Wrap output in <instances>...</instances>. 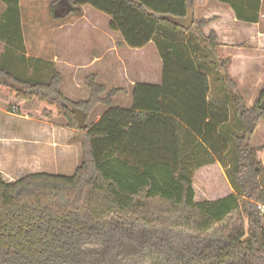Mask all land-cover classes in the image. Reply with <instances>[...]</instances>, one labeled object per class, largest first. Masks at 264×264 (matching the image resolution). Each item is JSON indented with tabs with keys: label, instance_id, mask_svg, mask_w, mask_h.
I'll list each match as a JSON object with an SVG mask.
<instances>
[{
	"label": "trees",
	"instance_id": "trees-1",
	"mask_svg": "<svg viewBox=\"0 0 264 264\" xmlns=\"http://www.w3.org/2000/svg\"><path fill=\"white\" fill-rule=\"evenodd\" d=\"M0 1V96L18 107L36 99L44 118L68 120L82 146L72 175L33 172L7 181L0 172V264H91L93 256L118 257L128 245L150 264H264V163L251 144L264 120V88L250 107L236 93L217 33L205 34L209 21L196 18L195 0H68L62 17L54 15L61 0L51 3L52 16L64 23L90 5L111 17L110 29L129 47L156 44L163 82L133 84L129 108L113 106L122 88L107 91L96 73L85 79L87 99L68 98L61 71L27 56L20 0ZM218 1L241 21H260L262 0ZM189 11L190 28L167 18ZM200 58L228 93L230 115H212ZM100 105L106 110L92 121ZM73 108L84 113L86 128ZM230 153L234 187L202 198L196 172L215 163L228 168Z\"/></svg>",
	"mask_w": 264,
	"mask_h": 264
},
{
	"label": "rangeland",
	"instance_id": "rangeland-1",
	"mask_svg": "<svg viewBox=\"0 0 264 264\" xmlns=\"http://www.w3.org/2000/svg\"><path fill=\"white\" fill-rule=\"evenodd\" d=\"M53 1L54 0H20L23 30L27 43L29 42L31 46L37 43V38L39 36H44L42 42L39 43L40 47L38 46V50H36L40 52L39 54H41L42 57L46 59L50 58V52H52L54 47L58 46L62 52L61 54H64V56H61L66 58L64 61H68L71 65H74L73 68L75 69L72 71L68 70L67 67L65 70L61 68V71L63 72L62 74L65 77L61 90L67 97H70L73 101L87 99L90 95V90L85 85V79L92 73L98 75L97 81L104 84L107 91L116 87L124 88L130 83L129 79L131 77L141 76L136 67L117 65V56L114 54L115 52L113 49L118 46L115 44L118 38L113 35V38L111 39L109 36V34H113L109 28L111 20L109 15L90 5H86L84 7V16L73 17L68 22L64 23L52 16L50 5ZM68 6L67 0L60 1L57 5L58 15H64L68 10ZM62 23L67 24L64 26V30L66 29L67 32L69 31L71 33L74 43L73 45H68L67 41L64 39H61L56 44L53 43L54 45L51 41H48V39L52 37L54 30H56L59 25H62ZM102 31L104 32L103 34L101 33ZM118 35L120 39L122 36L119 33ZM148 48L152 51V59L156 63L158 62L161 64L158 69L162 71V59L160 61L161 55L156 45L152 43ZM198 62L203 72L212 71V67L209 66L204 59L200 58L198 59ZM146 71L150 76L154 77L157 72V67L153 64L151 67L147 68ZM41 72L44 75H47L48 73L47 70H41ZM213 78L216 81L214 74ZM258 87V92L260 93L264 88V81L263 83L258 84ZM239 92L244 93V88L238 89L236 84V93ZM258 92L256 94L257 98L259 97ZM248 93H250V91ZM255 98H245L248 107L255 102L257 99ZM125 102L126 103H120L116 98L113 106L121 105V107H124V105H126L127 107V101ZM19 108H22L23 111L25 109L30 110L28 115H26V120L31 119L32 121H27L29 124L25 122L23 128V131H25L24 133H29V135L33 134L38 125L35 123L36 121H49L44 118L42 109L39 107L36 99L28 101L18 107L13 104L9 105V100L0 96V127L6 124L9 131H18L16 126L19 123V119L11 117L8 113L11 112L15 115V112ZM105 109L106 106H98L93 112L91 120L95 121ZM23 111L22 114L25 113ZM51 118H53V121L49 122H55L66 128V130L63 129L64 131L59 129L56 131L55 156L52 157L49 154L44 153L40 156V160L37 158L38 160H34L31 163V167L34 170H25L23 174L22 172H15L14 174L18 177H20L19 175L23 176L26 173L28 174L29 172L33 173L37 171L36 169L40 168L41 165L46 168L38 171L72 175L75 171L74 168L80 163L82 146L81 142L75 137L76 131L68 127V120L66 118ZM232 126L236 127V124ZM42 132V134H45L47 130L44 129ZM58 132H63V134ZM251 144L258 148V156L264 163V120L260 121L257 128L253 131ZM233 160L234 156L230 153L227 154L228 168H223L221 164L215 163L196 172V185L202 198L204 196L219 198L229 193L232 189V181L230 179L229 171L233 166ZM118 254V257L112 255L110 259H106L104 255L98 256L97 254L92 257L91 264H150L151 260L147 254L142 253V250L140 251L135 245H128L125 251H121V253Z\"/></svg>",
	"mask_w": 264,
	"mask_h": 264
},
{
	"label": "crops",
	"instance_id": "crops-1",
	"mask_svg": "<svg viewBox=\"0 0 264 264\" xmlns=\"http://www.w3.org/2000/svg\"><path fill=\"white\" fill-rule=\"evenodd\" d=\"M262 1L260 21L258 23H250L237 19L231 6L226 3L218 0H195L196 18L198 20L205 19L209 21L203 29L206 35H210L212 31L217 33L219 56L220 58H224V60H228V72L235 80L238 89L244 88V93L239 92V94L245 98H255L259 90L258 84H261L264 81V0ZM3 9L4 4L0 1V13ZM65 25L67 24L62 23V25H59L48 41H51L52 44H56L61 39H64L67 41L68 45H73L74 43L71 33L69 31L67 32L66 29L64 30ZM111 32L113 33L109 34L111 39L113 38V35L118 38L115 42L118 46L113 49L115 52L114 54L117 56V65L136 67L141 75L131 77L129 79L130 83L126 85V87H118L122 88V91L114 98V100L117 98L120 103H126L125 101H127V107L124 105L123 108H129L132 106L131 87L133 84L136 82L162 84L163 58L162 56L160 58V61L162 59L161 71L158 69L161 64L158 62L156 63L152 59V51L148 48L154 42H150L143 48H131L121 36L119 39L118 32L112 30ZM101 33L103 34L104 32L102 31ZM23 34L27 48V56L40 59L41 65H47L50 67V65L54 64L60 71L61 68L65 70L66 67L70 71L75 69L73 68L74 65H71L70 62L64 61L66 58L61 56H64V54H61L62 52L58 46L54 47L55 50L53 49L52 52H50L51 57L48 59L42 57L41 54H39L40 52L36 51L38 50V46L40 47L39 43L42 42L44 36H39L37 38V43L31 46L29 42L27 43L24 30ZM3 49L4 45L0 42V54ZM153 64L157 67V72L154 77L150 76L146 71L147 68L151 67ZM61 73L63 72L61 71ZM207 76L209 80V94L207 100L212 103V115L214 118H218L221 114L230 115L231 107L228 93L219 82L215 81L211 72L207 71ZM63 79L64 83V76ZM249 91L250 93H248ZM259 95L260 93L258 96ZM115 107H121V105H116ZM29 111L30 110L25 109L23 111L25 113L20 115H13L11 112L8 113L11 117L19 119V123L16 126L18 131H9L6 124L0 127V172L7 181H14L22 177L21 175L18 177L14 173L22 172L23 174L25 170L28 171L32 169L31 163L34 160H38V157L42 156L44 153L54 157L56 153V131H58V129L62 131H64L63 129L66 130L65 127H62L55 122H49L53 121V118H45L49 121L35 122L38 125L33 134L29 135V133H24L25 131H23V128L25 122L32 121L31 119L26 120V115H28ZM102 113L96 120L100 118ZM27 124H29V122H27ZM44 129L47 130V132L42 134ZM58 133L63 134V132ZM40 168L36 169L37 171L35 172H45L38 170H43L46 167L41 165Z\"/></svg>",
	"mask_w": 264,
	"mask_h": 264
},
{
	"label": "water",
	"instance_id": "water-1",
	"mask_svg": "<svg viewBox=\"0 0 264 264\" xmlns=\"http://www.w3.org/2000/svg\"><path fill=\"white\" fill-rule=\"evenodd\" d=\"M61 1H63V0H61ZM67 2H68V0H67ZM57 5H56L55 11H54V15L56 17H62L64 15H66L69 12V10H70V4L68 2L69 6H68L67 12L64 15L59 16L58 15V11H57ZM167 18L171 22H173L175 24H178V25H180L182 27H185V28H190L192 26V24H193V21H194V13L192 11H189L188 15L185 18H177V17H173V16H167ZM260 108L264 110V98L262 99V101L260 103ZM73 112L76 115L79 127L80 128H86V122H85L84 113L81 110L77 109V108H73Z\"/></svg>",
	"mask_w": 264,
	"mask_h": 264
},
{
	"label": "built area",
	"instance_id": "built-area-1",
	"mask_svg": "<svg viewBox=\"0 0 264 264\" xmlns=\"http://www.w3.org/2000/svg\"><path fill=\"white\" fill-rule=\"evenodd\" d=\"M259 207H260L261 213H262V214H264V204H263V205H262V204H260V206H259Z\"/></svg>",
	"mask_w": 264,
	"mask_h": 264
}]
</instances>
